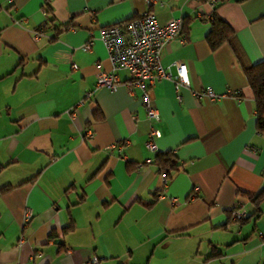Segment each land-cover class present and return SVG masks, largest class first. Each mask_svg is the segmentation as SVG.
Listing matches in <instances>:
<instances>
[{
	"label": "crops",
	"instance_id": "0c3cea01",
	"mask_svg": "<svg viewBox=\"0 0 264 264\" xmlns=\"http://www.w3.org/2000/svg\"><path fill=\"white\" fill-rule=\"evenodd\" d=\"M45 1L0 0V264H264V135L234 49L206 42L213 6L50 0L51 23ZM147 10L190 18L185 41L160 51L173 74L186 64L189 84L154 83L155 121L99 37ZM217 12L247 61L264 60V0H222ZM98 68L117 75L116 89L96 86ZM206 86L221 96H195ZM151 124L156 151L145 146ZM170 149L182 167L164 182L152 159Z\"/></svg>",
	"mask_w": 264,
	"mask_h": 264
},
{
	"label": "built area",
	"instance_id": "2783aa9c",
	"mask_svg": "<svg viewBox=\"0 0 264 264\" xmlns=\"http://www.w3.org/2000/svg\"><path fill=\"white\" fill-rule=\"evenodd\" d=\"M48 2L50 0H47ZM214 6L219 0H208ZM183 19L181 16H169L160 19L153 11L147 10L140 16L129 20L123 26L117 24L102 26L99 29V37L104 42L112 69L125 68L130 72L131 81L141 89L143 105L147 118L150 121L159 119L156 106L152 103L151 89L154 83L161 78H170L174 81L175 88L180 85H188L189 78L186 74V64L176 61V74H173L169 67L160 61V51L164 44L177 38L183 42L186 39L183 30ZM36 34V33H35ZM93 43V36L82 45L90 49ZM76 67V64H72ZM96 86H103L110 90L116 89L119 78L112 72L102 68L96 71ZM130 93L132 89L129 87ZM89 94V93H88ZM195 96L209 99H218L221 95L214 92L212 87L206 86L194 90ZM91 134V131H90ZM159 131L152 124L150 126L145 146L156 151L155 137ZM163 181L166 178L163 175ZM32 212L27 209L24 213V220L31 217ZM245 216V210L235 207L232 210V217L240 219ZM264 239V233H259ZM89 263H96L97 259L92 257Z\"/></svg>",
	"mask_w": 264,
	"mask_h": 264
},
{
	"label": "trees",
	"instance_id": "16d2710c",
	"mask_svg": "<svg viewBox=\"0 0 264 264\" xmlns=\"http://www.w3.org/2000/svg\"><path fill=\"white\" fill-rule=\"evenodd\" d=\"M196 2H206L208 0H195ZM240 1V0H238ZM222 3V0H219L210 10V28L206 33L205 39L206 42L211 50H214L219 45L223 44L224 42H228L232 48L234 49V53L237 59L241 62L244 74L246 76L247 82L251 88L253 99H254V106H255V113H256V120H255V127L257 132L264 135V60H260L257 62H248L246 56L244 55L243 50L241 49L240 45L237 42L236 30L235 28L219 13L217 12V8ZM47 5V6H46ZM45 12L50 16L49 22H53L52 10L48 6V1L44 2ZM140 15H133L129 19L115 23L119 26H123L129 20L136 18ZM183 19V31L185 32L188 27V22L190 18L182 17ZM113 25V24H110ZM66 27L67 23L60 24L58 28ZM107 26V25H106ZM96 82V81H95ZM146 111V110H145ZM95 115H100L99 112H95ZM152 163L156 165L157 171L159 173H164L165 178H171V171H177L182 167V163L178 161L174 152L170 149L167 151H157L152 159ZM264 195V189L257 194V197L260 199ZM252 198V196H251ZM255 199V198H253ZM235 208V207H233ZM237 208V207H236ZM233 210V209H232ZM241 219V218H240ZM74 227L73 221L70 222L68 226L64 228L65 231L71 230ZM220 253L219 250H213L211 254L216 255Z\"/></svg>",
	"mask_w": 264,
	"mask_h": 264
}]
</instances>
